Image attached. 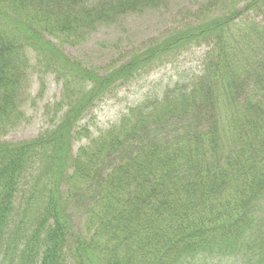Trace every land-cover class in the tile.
I'll use <instances>...</instances> for the list:
<instances>
[{
  "label": "trees",
  "instance_id": "obj_1",
  "mask_svg": "<svg viewBox=\"0 0 264 264\" xmlns=\"http://www.w3.org/2000/svg\"><path fill=\"white\" fill-rule=\"evenodd\" d=\"M173 1L0 0V264H264V0H209L108 68L65 50ZM193 46L189 81L97 134L84 123ZM36 70L61 86L56 121L3 140Z\"/></svg>",
  "mask_w": 264,
  "mask_h": 264
},
{
  "label": "rangeland",
  "instance_id": "obj_2",
  "mask_svg": "<svg viewBox=\"0 0 264 264\" xmlns=\"http://www.w3.org/2000/svg\"><path fill=\"white\" fill-rule=\"evenodd\" d=\"M208 2L209 0H175L167 9L131 15L118 25L103 27L83 45L66 47L65 50L72 58L81 60L87 66L108 68L118 65L130 58V52L145 42L166 34ZM205 50V46H193L136 80L113 87L87 112L84 123L92 129L93 134H97L117 124L129 107L136 105L148 93L171 86L177 80L189 81L193 73L201 68V57ZM32 61L35 63V59ZM41 78H45L42 93ZM60 92L61 86L54 76H39L38 70L31 74L27 89V94L30 95L26 105L28 119L4 139H31L50 127L57 118L54 117L53 105L60 99Z\"/></svg>",
  "mask_w": 264,
  "mask_h": 264
}]
</instances>
